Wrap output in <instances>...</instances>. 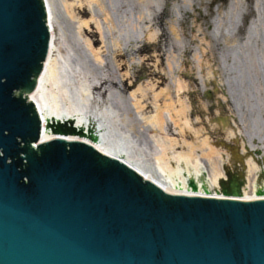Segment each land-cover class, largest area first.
<instances>
[{"label": "water", "instance_id": "water-1", "mask_svg": "<svg viewBox=\"0 0 264 264\" xmlns=\"http://www.w3.org/2000/svg\"><path fill=\"white\" fill-rule=\"evenodd\" d=\"M47 11L45 0H0V264H264V197L239 198L226 167L218 196L173 193L65 138L83 134L69 119L40 140L28 95L50 48Z\"/></svg>", "mask_w": 264, "mask_h": 264}, {"label": "bare ground", "instance_id": "bare-ground-1", "mask_svg": "<svg viewBox=\"0 0 264 264\" xmlns=\"http://www.w3.org/2000/svg\"><path fill=\"white\" fill-rule=\"evenodd\" d=\"M203 0H159L158 7L167 10L168 19L161 24L162 29L160 34H170L167 36V41L163 45L162 50L155 56L163 60L165 64L164 69H158V62L154 65L155 74L158 78H166L167 85L161 91H157L154 82L146 83V85L138 84V87L133 91L130 90L127 94L128 102L132 109L137 112L141 119L149 122L154 127L155 131L151 134L153 144L138 145L135 140H132L128 132L121 129L122 121L125 117L130 116V111L126 110L123 116L120 117L115 111L111 103L112 96L122 98L124 90L130 82H127L128 77L118 76L115 70L111 68L105 57L112 58L115 64L126 65L127 74L132 76V73L139 68L145 58L138 56L136 50L140 43L143 42V37L140 30V25H132L133 22H141L142 17L130 18L126 17V21L121 23V28L100 32V41L102 44L100 48L93 46L94 40L92 37L84 38L81 42L88 47L89 52L96 61V64H89L82 56L79 43L74 39H65L58 42L53 41V26H52V7L51 0H45L48 7L49 27L51 31V42L47 58L44 60L43 70L37 80L36 88L28 95L30 102H33L40 119L42 120V133L40 140L51 139L56 134L46 127L49 122L59 121L64 122L71 120L74 127L81 129L82 136H87L90 130L96 134L94 139H91L95 148L104 153L113 154L126 161V164L133 166L142 177L150 179L159 184L163 189L170 192L177 193H192L187 182V177L194 178L196 187H202L203 182L211 191L217 190L218 179L223 175V167L227 168L226 156H212L206 155L207 167L205 162L196 154L191 157L188 146L184 151L174 150V138L170 136V132L166 130L167 120L172 118V113L169 107L172 105L169 102L179 100L181 82L176 77L178 68L186 63H194V75L198 80L200 89L202 90L206 79L200 74V62L204 60L207 53H215L217 58L218 72L225 76H221L218 86L221 88L226 99L233 102L235 110H242L237 112V120H240L239 115H244V110L247 111L244 127L242 123L239 130L234 131L235 139H217L218 143L226 148L238 147L237 137L242 140V147L244 145L249 148L247 153L252 155L254 149H259V153L254 157L259 167L256 166L250 158L245 160L246 172L250 174L251 171L257 175L260 171L264 174V111L263 113H256L253 108L252 100L255 101L257 97H251V93H260L262 88V75H264V51L254 54L248 50L249 39L252 34H255L264 27V0H254L252 10L253 16L249 19L246 32L241 39L234 34L235 26L239 25L243 14L246 12L245 0H227V4L223 9H214L213 18L210 20L211 30L202 33L208 37V50L204 51L196 34L190 36H182L176 28L178 21L185 13H190L193 10V4L196 6ZM111 2L109 3V5ZM108 16L106 21L113 23L111 12L107 8H102ZM203 7L200 11L205 12ZM151 13L146 12L145 21L151 20ZM124 18V16H123ZM170 18V19H169ZM84 27V26H83ZM109 27V28H110ZM147 27V26H146ZM158 30V29H156ZM117 33L116 36L113 33ZM159 32V31H157ZM156 32V33H157ZM198 32L197 34H199ZM108 36H107V35ZM198 42V43H197ZM217 42V43H215ZM214 45H218L214 48ZM105 49H101V47ZM216 49V51H215ZM103 50L106 52L103 55ZM188 50L193 53L190 58L186 56ZM55 52V53H54ZM127 55L123 62L117 61L116 56ZM243 58L252 62L251 72L256 75V86L248 87L246 84V76L243 65ZM255 58L256 60H254ZM243 66V67H242ZM157 68V69H156ZM163 70V71H162ZM259 70L261 71L259 73ZM190 74L189 71H186ZM211 73H215L212 69ZM192 74V72H191ZM193 75V74H192ZM129 80V79H128ZM232 83L237 85L232 88ZM150 94V101L145 99ZM209 93V92H207ZM126 94V93H125ZM126 97V98H127ZM160 100L167 102L165 112L160 110L158 103ZM126 99H122L123 106L126 107ZM145 102V103H144ZM125 103V104H124ZM222 103V102H221ZM151 105L155 109V113L148 115L144 114L146 106ZM223 106V103H222ZM128 108V107H126ZM253 111V112H252ZM240 113V114H239ZM230 114V113H229ZM131 117V116H130ZM263 117V118H262ZM230 115L224 113L217 119L224 125L230 123ZM234 122V120H233ZM77 135H65V138H75ZM231 137V135L229 136ZM244 138V141L243 139ZM89 142V141H88ZM90 143V142H89ZM244 157V153L241 155ZM241 160V158H239ZM233 165L227 170L234 174ZM242 166V162H241ZM204 173V181L199 179V175ZM252 187H256V181H252ZM203 193L201 189L198 191ZM241 199H248L246 193L243 196H238ZM252 198V197H251Z\"/></svg>", "mask_w": 264, "mask_h": 264}, {"label": "rangeland", "instance_id": "rangeland-1", "mask_svg": "<svg viewBox=\"0 0 264 264\" xmlns=\"http://www.w3.org/2000/svg\"><path fill=\"white\" fill-rule=\"evenodd\" d=\"M179 1V0H178ZM246 1V9L243 14V18L239 25L235 26L234 34L239 39L243 37L245 34V30L247 28V24L249 19L253 16L254 10H252L254 0H245ZM52 7V26H53V41L58 42L60 40L65 39H74L79 43L81 48L82 56L85 58L86 62L89 64H96L93 56L88 50V47L84 46V43L81 41L84 38L92 37L94 40L93 46L100 48L102 42L100 41V32L113 30L121 28V23L126 21L128 15L131 18L142 17L141 22L132 23V25H140V32L143 37V42L139 44L138 49L136 50V54L145 58L143 63L139 68L132 73V76L127 74L126 65L115 64L113 59L105 57V60L108 61V64L111 68L115 70V73L118 76L128 77L127 82H130L124 90V96L122 98L113 97L111 99V103L115 108V111L118 112L119 116L122 117L123 113H126V110L130 111V116H127L123 119L121 124V129L128 132V135L132 140H135L139 145H152L153 139L151 138V134L155 131L154 127L149 122L144 121L140 118V116L135 113L128 102L127 94L130 90H134L138 87V84L146 85V83L154 82L155 89L158 91L163 90V88L167 85L166 78H158L152 72L155 71L153 68L154 65L158 62V69L165 70V64L163 60L158 59L155 56V53L158 54L159 51L162 50L163 45H165L167 36L170 34H160L162 29V22H165L166 17H168L167 10L158 7L159 0H51ZM111 4L109 5V3ZM227 0H203L196 4H193V10L190 13H185L182 15V18L178 21L176 28L179 33H183L182 36H192L196 34L199 40V45L203 48L204 51H207L209 41L208 37L202 35V33H206L207 30H211V25H209L210 20H212L214 14V9H223ZM205 7L206 11H200ZM102 8H107V11L111 12V19L113 23L107 19V15ZM146 12L151 13V20L145 21ZM124 16V18H123ZM170 19V18H169ZM112 27L113 29L109 26ZM84 26V27H83ZM147 26V27H146ZM110 27V28H109ZM158 29V30H156ZM159 31V32H157ZM157 32V33H156ZM200 32L199 34H197ZM117 33H113L116 36ZM107 35V34H106ZM108 36V35H107ZM248 50L250 53L257 55V53L264 51V27H261L258 32L252 34L249 39ZM198 43V42H197ZM217 43V42H215ZM218 45H214V48H217ZM101 49H105L103 46ZM216 51V49H215ZM106 50H103V55ZM55 53V52H54ZM193 51L188 50L186 56L188 58L191 57ZM215 53H207L204 57V60L200 62V74L206 79V83L204 84L202 90L200 89V85L198 84V80L196 79L193 72H195V68L197 67L194 63H186L185 65L178 68L177 76L179 78V82H181L180 89V98L179 100L169 102L172 106L169 107L170 112L172 113V118L167 120L168 123L166 126V130L170 132V136L172 139L174 138V150L176 151H184L186 148L190 146L191 149L189 154L191 157H194L196 154L199 158H201L205 162V166L207 167L206 155L211 154L212 156H226V165L227 168L230 169L231 165L235 161L238 160L239 154L238 150L234 147L226 148L224 145L218 143L217 139L227 138L231 140L235 139L234 131L239 130L240 125L233 122L230 118V123L228 125H224L217 118L220 115L229 113L233 116L238 117L236 115L237 112L242 110H235V105H233L232 101L226 99L221 88L218 86L221 76H225L226 72L223 74L222 72H218L216 68L217 66V58L215 57ZM105 56V55H104ZM127 55L124 56H116L115 59L119 62H123L126 60ZM256 60L255 58H253ZM244 69L246 70V84L248 87L256 86V75H253L251 72L252 60L243 58ZM119 62V63H120ZM243 67V66H242ZM156 68V69H157ZM214 69L215 73H211L210 71ZM163 71V70H162ZM186 71H189L190 74H187ZM192 72V74H191ZM261 71L259 70V73ZM256 78V79H254ZM262 88L261 95L260 93H251V97L255 99L252 100L253 108L256 113H263L264 111V75H262ZM221 83V82H220ZM237 83H232L230 86L234 89ZM209 92V93H207ZM126 93V94H125ZM149 91L147 93L148 97L145 101H150ZM127 97V98H126ZM122 99H126V107L123 106ZM223 106H222V103ZM145 103V102H144ZM160 104L159 108L163 112H165V108H167V102H163L160 100L158 102ZM125 104V103H124ZM253 112V111H252ZM155 109L151 105H147L144 109V114H154ZM167 113L165 112L164 115ZM240 114V113H239ZM247 111L244 110V115L240 114L239 123H242L245 127ZM263 118V117H262ZM239 119V118H237ZM90 129V128H89ZM90 131V130H89ZM89 133V132H88ZM231 135V137H229ZM78 139H82L83 141L92 142L91 138L89 139L87 136H78ZM237 143L242 148V140L237 137ZM243 153L247 155L246 158H250L253 162H255L256 166L259 167L260 163L256 162L254 157L250 155V153H246L244 148H242ZM261 172V171H260ZM258 173L254 175L255 172L251 171L250 174L243 171V176L245 178V184L242 187V191L240 192V196H243L245 193L252 197V194H256L255 188L257 185H260L261 182H264V174ZM252 181H256L255 188L252 187ZM201 189L204 193L216 195L220 194L221 191L219 188L217 190L211 191V189L206 186L203 188L195 187V189L190 190L194 192H198Z\"/></svg>", "mask_w": 264, "mask_h": 264}, {"label": "flooded vegetation", "instance_id": "flooded-vegetation-1", "mask_svg": "<svg viewBox=\"0 0 264 264\" xmlns=\"http://www.w3.org/2000/svg\"><path fill=\"white\" fill-rule=\"evenodd\" d=\"M234 164L235 165L232 167L233 168L232 172L234 173L235 177L237 176V178H239L240 181L241 180L243 181L244 178L242 177L243 175L242 171L244 170V168L241 167L240 160L235 161Z\"/></svg>", "mask_w": 264, "mask_h": 264}]
</instances>
